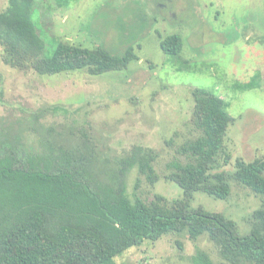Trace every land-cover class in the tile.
Listing matches in <instances>:
<instances>
[{
	"label": "rangeland",
	"instance_id": "1",
	"mask_svg": "<svg viewBox=\"0 0 264 264\" xmlns=\"http://www.w3.org/2000/svg\"><path fill=\"white\" fill-rule=\"evenodd\" d=\"M8 5L0 0V11ZM33 10L46 55L62 40L103 45L117 54L133 45L139 60L101 75L84 70L42 75L7 64L0 44V139L7 146L27 156L44 152L41 141L48 139L66 151L84 150L87 132L96 157L93 172L109 183L121 177L117 161L142 146L157 153L159 179L152 185L136 166L127 169L129 195L178 198L182 189L167 177L169 163L179 157L175 145L200 133L191 121L192 91L202 87L223 97L235 118L226 137L231 159L220 170L231 178L237 158L264 157V0H37ZM173 33L184 38L177 56L160 46V39ZM230 182L227 199L198 191L192 207L224 212L246 234L264 197ZM198 250L225 262L207 235L193 240L187 233L145 240L115 260L193 264Z\"/></svg>",
	"mask_w": 264,
	"mask_h": 264
},
{
	"label": "trees",
	"instance_id": "2",
	"mask_svg": "<svg viewBox=\"0 0 264 264\" xmlns=\"http://www.w3.org/2000/svg\"><path fill=\"white\" fill-rule=\"evenodd\" d=\"M36 1L9 0L0 11V44L12 67L42 75L76 70L101 75L139 60L133 45L117 54L103 45L90 48L62 40L46 55V41L32 18ZM160 46L177 56L184 38L173 33L161 38ZM192 92L191 121L200 133L175 145L179 157L169 163L167 175L182 189L178 198L156 194L148 201L129 195L127 169L136 166L152 185L159 179L157 153L142 146L117 161L121 177L109 183L93 172L96 157L87 132L82 133L84 150L66 151L43 139L46 150L27 156L0 139V264H117L115 258L127 249L169 233H187L193 240L207 235L225 261L215 262L198 250L193 264H264V206L253 212L246 234L224 212L192 207L198 191L227 199L231 180L264 197V157L237 158L231 178L220 170L231 159L226 137L235 122L224 98L202 87Z\"/></svg>",
	"mask_w": 264,
	"mask_h": 264
}]
</instances>
